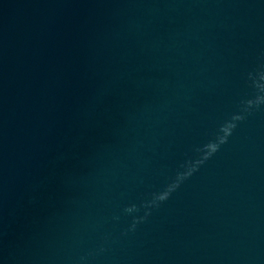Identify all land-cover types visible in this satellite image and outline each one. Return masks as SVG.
Returning <instances> with one entry per match:
<instances>
[{
  "label": "water",
  "instance_id": "obj_1",
  "mask_svg": "<svg viewBox=\"0 0 264 264\" xmlns=\"http://www.w3.org/2000/svg\"><path fill=\"white\" fill-rule=\"evenodd\" d=\"M0 264H264V0H0Z\"/></svg>",
  "mask_w": 264,
  "mask_h": 264
}]
</instances>
